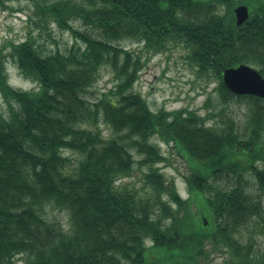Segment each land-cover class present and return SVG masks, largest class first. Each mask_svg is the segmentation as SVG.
<instances>
[{
    "label": "trees",
    "instance_id": "trees-1",
    "mask_svg": "<svg viewBox=\"0 0 264 264\" xmlns=\"http://www.w3.org/2000/svg\"><path fill=\"white\" fill-rule=\"evenodd\" d=\"M28 1L40 27L53 21L74 45L46 54L32 37L0 45V264H205L213 254L220 264H264V247L240 233L260 220L264 235V99L234 95L221 78L242 63L264 76V0ZM239 4L249 16L236 25ZM127 40L148 54L184 48L198 75L220 79L221 104L247 101L244 125L152 111L134 91L144 63ZM8 62L36 88L12 87ZM101 67L116 83L90 100ZM153 138L191 161L186 198L160 171L168 160ZM135 164L145 168L141 190L119 181ZM47 206L67 212L68 229Z\"/></svg>",
    "mask_w": 264,
    "mask_h": 264
},
{
    "label": "rangeland",
    "instance_id": "rangeland-1",
    "mask_svg": "<svg viewBox=\"0 0 264 264\" xmlns=\"http://www.w3.org/2000/svg\"><path fill=\"white\" fill-rule=\"evenodd\" d=\"M5 8H0V45L3 42H20L32 37L41 51L46 54L56 50L66 51L74 45V37L67 31L59 28L53 21H49L46 27H40L39 15L32 3L28 0H9ZM73 27L83 30L80 20H72ZM124 47L139 54L143 61V67L134 84V91L140 92L152 111L164 109L172 111L187 108L202 116L211 115L206 125H223L233 123L243 126L246 117V100H231L227 104L220 103L219 83L220 79L214 76L202 77L188 64L185 49L178 46L161 53H146L140 44L127 40L120 43ZM9 84L16 89L36 88L35 82L23 77L12 62L6 65ZM116 80L107 67H101L98 78L87 93V98L94 100L103 93H107L114 87ZM0 111L6 114V104L0 95ZM102 135L107 133L103 127ZM161 153L168 161L158 166L167 180L173 179L179 195L182 198L188 196L185 177L190 172L191 161L185 157L176 147L166 144L156 138L152 139ZM72 162L77 158L75 154L64 152ZM140 167V166H139ZM141 170L135 164V170L131 176H126L119 181L128 187L141 190L143 179ZM251 191L255 188L251 182ZM264 207V200H263ZM193 210H201V199L194 197ZM46 217L60 224L63 229H68V214L65 210L53 206L44 209ZM264 215V211H263ZM261 221L255 223V227L242 228L241 238L244 242L251 243L254 249H263L264 235L259 232ZM20 261V260H18ZM17 261V262H18ZM16 264H20L17 263ZM221 257L217 254L206 259L205 264H220Z\"/></svg>",
    "mask_w": 264,
    "mask_h": 264
},
{
    "label": "water",
    "instance_id": "water-1",
    "mask_svg": "<svg viewBox=\"0 0 264 264\" xmlns=\"http://www.w3.org/2000/svg\"><path fill=\"white\" fill-rule=\"evenodd\" d=\"M236 25L244 23L248 16V7L244 4L233 8ZM223 85L235 95H251L264 99V77L255 68L247 64L223 69Z\"/></svg>",
    "mask_w": 264,
    "mask_h": 264
}]
</instances>
